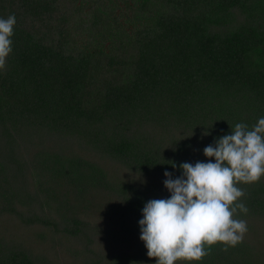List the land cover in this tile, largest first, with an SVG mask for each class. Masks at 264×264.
<instances>
[{
	"label": "trees",
	"instance_id": "obj_1",
	"mask_svg": "<svg viewBox=\"0 0 264 264\" xmlns=\"http://www.w3.org/2000/svg\"><path fill=\"white\" fill-rule=\"evenodd\" d=\"M0 264H156L165 171L264 117V0H0ZM175 163V167L172 166ZM242 243L175 264H264V176Z\"/></svg>",
	"mask_w": 264,
	"mask_h": 264
},
{
	"label": "clouds",
	"instance_id": "obj_2",
	"mask_svg": "<svg viewBox=\"0 0 264 264\" xmlns=\"http://www.w3.org/2000/svg\"><path fill=\"white\" fill-rule=\"evenodd\" d=\"M16 23L14 14L0 18V71H6L13 51ZM203 153L215 162H184L179 165L182 176L175 179L165 171L170 198L150 199L142 208L140 240L156 264L200 261L210 255L205 245L221 243L227 251V246L242 243L248 231L246 221L234 218L249 211L238 202L246 193L237 184L255 183L264 176V117L251 130L237 123L230 135L206 146Z\"/></svg>",
	"mask_w": 264,
	"mask_h": 264
}]
</instances>
